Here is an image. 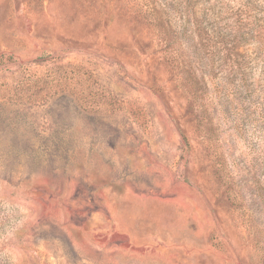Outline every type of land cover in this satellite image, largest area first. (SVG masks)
Wrapping results in <instances>:
<instances>
[{"label": "rangeland", "instance_id": "374dc122", "mask_svg": "<svg viewBox=\"0 0 264 264\" xmlns=\"http://www.w3.org/2000/svg\"><path fill=\"white\" fill-rule=\"evenodd\" d=\"M142 8L0 0V264H264V57Z\"/></svg>", "mask_w": 264, "mask_h": 264}, {"label": "trees", "instance_id": "16d2710c", "mask_svg": "<svg viewBox=\"0 0 264 264\" xmlns=\"http://www.w3.org/2000/svg\"><path fill=\"white\" fill-rule=\"evenodd\" d=\"M199 2L201 7L197 9ZM141 13L148 16L160 35L163 34L166 45L171 44L176 48L174 52L186 48L200 59L204 58L200 54L203 47H200L202 43L199 39L205 31L204 22L215 16L217 37L231 47L226 58L231 59L232 63L228 75L235 78L241 70L240 58L248 55L251 44L255 45V60L262 61L264 57V5L258 0H240L236 7L229 6L224 0H214L213 3L210 0H143ZM188 74L194 76L193 71Z\"/></svg>", "mask_w": 264, "mask_h": 264}]
</instances>
